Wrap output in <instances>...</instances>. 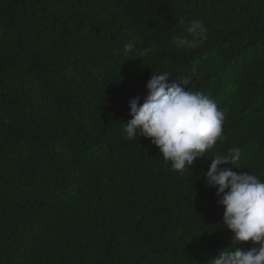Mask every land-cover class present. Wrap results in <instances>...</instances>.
Segmentation results:
<instances>
[{"label": "trees", "instance_id": "obj_1", "mask_svg": "<svg viewBox=\"0 0 264 264\" xmlns=\"http://www.w3.org/2000/svg\"><path fill=\"white\" fill-rule=\"evenodd\" d=\"M165 71L225 112L183 174L123 132ZM233 147L224 167L264 181V0H0V264H211L253 247L206 183Z\"/></svg>", "mask_w": 264, "mask_h": 264}, {"label": "clouds", "instance_id": "obj_2", "mask_svg": "<svg viewBox=\"0 0 264 264\" xmlns=\"http://www.w3.org/2000/svg\"><path fill=\"white\" fill-rule=\"evenodd\" d=\"M183 23V20H181ZM204 31L199 20L191 22L186 32L198 38ZM180 44L187 41L178 38ZM134 45H124L125 54ZM149 50L144 49L142 54ZM186 81L173 82L165 71L152 74L146 83L147 94L130 99L132 117L123 124L129 141L144 137L155 145L165 164L175 172H189L193 163L223 139L225 112L217 103L199 91L186 88ZM241 149L233 147L227 154H214L206 173V183L217 189L218 201L224 209L222 227L233 234L236 243L251 241V248L220 251L211 264H264V181L247 171L234 172Z\"/></svg>", "mask_w": 264, "mask_h": 264}]
</instances>
